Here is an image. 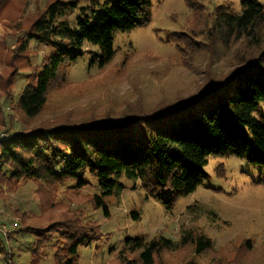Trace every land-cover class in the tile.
<instances>
[{
  "label": "trees",
  "instance_id": "obj_1",
  "mask_svg": "<svg viewBox=\"0 0 264 264\" xmlns=\"http://www.w3.org/2000/svg\"><path fill=\"white\" fill-rule=\"evenodd\" d=\"M184 1L193 9L192 21L202 27L173 33L189 47L180 63L189 59L191 64L202 52L209 61L203 68L193 66L202 72L193 90L144 106L127 97L120 113L110 109L96 114L87 107L80 117L65 111L30 126L27 121L43 114L50 95L78 98L67 94L69 68L85 55L87 69L109 64L115 55L114 34L149 23L152 0H34L26 13L23 8L31 0H0V24L20 32L12 49L0 38V111L4 118L18 116L3 121L0 188L22 178L36 184L38 212L12 208L20 219L14 230L34 235L28 264H41L53 236L52 264H80L79 249L102 236L101 224L85 220L82 209L55 202L58 187L77 190L75 203L102 207L107 214L103 196L122 187L121 175L139 180L148 196L169 206L209 178L205 167L211 156L233 155L264 169V6L240 0L241 10L234 13L227 3L206 11L199 0ZM31 42L36 49H48L39 63L33 61L39 50H32ZM121 70L108 69L103 80L123 81ZM20 72L25 84L14 100L12 86ZM165 75L167 70L155 77ZM217 176L224 177L219 169ZM95 183L100 194L78 192ZM213 250L210 237L190 230L177 240L128 237L109 264H198L194 256H211ZM189 251L194 256L184 261ZM238 258L264 264V241L256 247L244 240L236 258L223 264H236Z\"/></svg>",
  "mask_w": 264,
  "mask_h": 264
},
{
  "label": "rangeland",
  "instance_id": "obj_2",
  "mask_svg": "<svg viewBox=\"0 0 264 264\" xmlns=\"http://www.w3.org/2000/svg\"><path fill=\"white\" fill-rule=\"evenodd\" d=\"M32 1L34 0L23 8L24 13L33 7ZM258 1L264 6V0ZM199 2L206 11H213L216 6L224 3L234 13L241 10L240 0ZM193 13V9L184 0H152L149 23L114 34L115 55L109 64L102 68L93 65L87 69L89 55H85L81 61L69 68L70 84L67 94L78 98L70 99L68 95L56 93L50 95L47 109L36 120H28L29 125L34 126L47 121L49 117L60 116L65 111L70 112V117H80L87 113V107L92 108L96 114L110 109L114 113H120L126 107L127 97L129 100L126 101L140 100L138 105L144 106V102H158L165 95L193 90L202 74H198L193 66L199 65L198 67L203 68L207 61L203 58L204 52L201 53V58H194L191 64H188L189 59L181 64L182 51H189V47L185 45L183 38L180 40L175 35L173 37L174 32H187L188 29L202 27L192 21ZM19 34L18 30L0 24V38L7 48L14 47ZM30 48L39 50L33 47L32 42ZM92 50L100 53L98 47H93ZM47 51V48L39 50L33 59L34 63H39L40 57ZM222 66L227 69L228 63H222ZM1 68L0 63V70ZM111 68L122 69L123 81L109 83L108 80H103V75ZM165 70L167 75L159 77L160 79L155 77V74ZM79 83L81 86L78 87ZM24 84L25 80L23 81L20 72L12 86L14 100L18 98ZM59 100H64V105L57 104ZM261 109L264 112V104ZM1 114L0 111V136L6 127L3 121L6 120L7 123L12 118H18L14 113L12 118H4ZM217 169L223 172L224 177L217 176ZM205 170L209 173V178L192 193L180 196L169 206L160 199L148 196L139 180L121 175L118 180L122 187H116L111 194L103 196L107 214L102 207L93 209L88 205L75 203L73 193L77 190L58 187L53 194L55 202L59 201L66 208L82 209L85 220H96L102 227L99 240L91 247L79 249L80 264H109L128 237L142 236L149 240L164 235L177 240L186 230L210 237L214 250L210 253L211 256H194L189 251L184 261L193 256L198 264H223L233 261L236 258V249L247 239L254 246L260 247L264 241V169L252 167L239 157L227 155L211 156ZM94 186L97 184L78 192L100 194L98 186ZM35 189V182L29 178L12 181L0 188V264H28L34 235L14 230L20 225V219L13 214L12 208L19 206L36 214L39 201ZM165 194L162 193V196ZM54 241L55 236L46 242L47 251L41 264H52L51 244ZM252 261L255 260L245 258L243 263L238 258L236 264H251ZM176 263L177 261L173 262Z\"/></svg>",
  "mask_w": 264,
  "mask_h": 264
}]
</instances>
